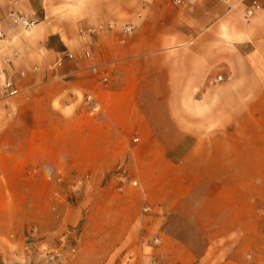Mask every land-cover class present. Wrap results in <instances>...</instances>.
Listing matches in <instances>:
<instances>
[{"label":"crops","instance_id":"0c3cea01","mask_svg":"<svg viewBox=\"0 0 264 264\" xmlns=\"http://www.w3.org/2000/svg\"><path fill=\"white\" fill-rule=\"evenodd\" d=\"M11 7L0 0V85L19 91L0 93V264H264V10L19 0L25 30Z\"/></svg>","mask_w":264,"mask_h":264},{"label":"built area","instance_id":"2783aa9c","mask_svg":"<svg viewBox=\"0 0 264 264\" xmlns=\"http://www.w3.org/2000/svg\"><path fill=\"white\" fill-rule=\"evenodd\" d=\"M12 7L8 11L7 15L11 22L15 25H18L22 27L25 30H28L32 28L35 24L36 21L29 17L28 15L23 14L20 12L18 5H19V0H9ZM180 2L181 0H177ZM237 4L244 6V16L249 19L256 15L257 13L261 12L264 10V0H237ZM110 28H114V25H110ZM98 28L102 27H90L88 29V32L90 34H95L98 31ZM133 30L132 25H125L122 28V31L125 33L131 32ZM2 35V32L0 31V36ZM68 57H72V54L68 53ZM86 56L91 57V53H86ZM9 61V59H7ZM92 71L96 74L101 75V80L103 83H108L110 75L107 74V72H102L99 67L93 66ZM18 88H16V85L14 81L11 78H5L3 83L0 85V93L4 95H9V96H14L18 94ZM84 105L90 115H96L100 116L101 115V105L96 98V96L93 93H87L84 97ZM118 177L121 182V184L127 182L129 179L128 177V170L121 167L118 170ZM62 179V178H61ZM60 179V180H61ZM63 180V179H62ZM61 180V181H62ZM134 185H137L136 181H133ZM118 189L121 191L123 190V185H120ZM32 233H38L39 229L38 227L34 226L32 229ZM153 244H159L160 239L154 238L152 240ZM152 264H158V261L156 259H153Z\"/></svg>","mask_w":264,"mask_h":264}]
</instances>
